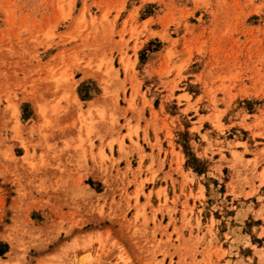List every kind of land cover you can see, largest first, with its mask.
Segmentation results:
<instances>
[{
    "label": "rangeland",
    "instance_id": "obj_1",
    "mask_svg": "<svg viewBox=\"0 0 264 264\" xmlns=\"http://www.w3.org/2000/svg\"><path fill=\"white\" fill-rule=\"evenodd\" d=\"M0 264H264V0H0Z\"/></svg>",
    "mask_w": 264,
    "mask_h": 264
}]
</instances>
